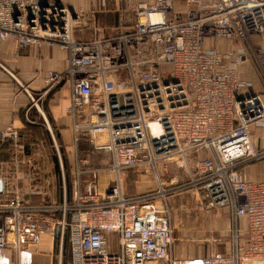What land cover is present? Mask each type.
I'll return each mask as SVG.
<instances>
[{
  "label": "built area",
  "instance_id": "1",
  "mask_svg": "<svg viewBox=\"0 0 264 264\" xmlns=\"http://www.w3.org/2000/svg\"><path fill=\"white\" fill-rule=\"evenodd\" d=\"M129 1L130 29L78 39L79 15L64 0H0V41L66 54L62 70L43 73L35 98L22 87L39 111L46 92L68 88L76 160L70 198L33 203L16 188L39 176L38 156L26 154L12 123L0 128V144L15 148L14 176L0 165V249L19 250L43 232L57 231L61 243L66 225L65 264H264V179L244 173L264 159L254 141L264 128V0ZM81 141L109 160L89 163L76 151ZM50 146L65 192L57 138ZM143 166L155 188L127 195L122 174ZM102 173H110L103 186ZM189 189L228 213L226 252L172 255L168 202Z\"/></svg>",
  "mask_w": 264,
  "mask_h": 264
},
{
  "label": "crops",
  "instance_id": "2",
  "mask_svg": "<svg viewBox=\"0 0 264 264\" xmlns=\"http://www.w3.org/2000/svg\"><path fill=\"white\" fill-rule=\"evenodd\" d=\"M64 1L73 15L79 8L89 12L93 8L91 14L94 13L95 17L91 18L87 26L79 25L81 23L79 17L73 18L72 34L75 38L86 39L93 35H108L132 27L131 18L127 19L126 24H123L124 20H121L123 14L120 10L123 0H106L103 5L99 0ZM81 27L84 29H80ZM66 63L65 52L56 47L42 45L39 48L27 47L17 50L11 42L0 41V128L7 123H12L18 129L19 138L26 146L28 145L25 142L26 138H43L44 149L35 151L36 156H41V161L36 164L40 168L39 176L32 180H20L16 188V191L33 203L58 202L67 197V189L63 192L61 188L59 164L56 161L58 167L55 166L52 158L55 152L49 142L50 138H57L56 131L60 142L69 148L73 147V137L70 119L63 110L68 103V88L65 85H58L46 92L39 111L33 106L22 86L30 91L33 90L34 93L42 90L44 88L43 73L47 69L62 70ZM258 130L260 131V128L256 129L259 133ZM258 136L257 134L255 144L258 147H264L260 145L262 139L257 138ZM46 138L49 142L45 140ZM82 142L86 143L84 141L80 143ZM0 146H3V149L5 144ZM79 152V155L84 156L82 151ZM33 153L26 148V154ZM4 154V152L0 153V165L4 163L2 159ZM11 168L13 171L7 173L14 176L13 163ZM244 173L251 180L264 179V161L248 165ZM41 174L43 177L44 175L49 177V185L46 184L45 179L39 178ZM39 186H44V192H35ZM60 257L61 243L57 231L43 232L35 240L26 242L19 250L10 247L0 249V264H59Z\"/></svg>",
  "mask_w": 264,
  "mask_h": 264
},
{
  "label": "rangeland",
  "instance_id": "3",
  "mask_svg": "<svg viewBox=\"0 0 264 264\" xmlns=\"http://www.w3.org/2000/svg\"><path fill=\"white\" fill-rule=\"evenodd\" d=\"M93 8L89 11L79 8L77 14L81 26H87V24L95 17L94 13L91 14ZM97 13V11H95ZM120 13H122L121 20H124L123 24L128 22V18L133 22V10L129 0H123ZM80 29H84L81 27ZM86 32V31H85ZM33 97L37 96V92L31 91ZM259 129V128H258ZM259 131V130H258ZM259 135L257 138H261L260 145L264 146V128H260L259 133L255 130L254 136ZM254 138V141H255ZM27 146L31 148L33 152L43 150V138H26ZM58 142V141H57ZM5 146H0V153L4 152L2 159L4 161L3 166L7 171L12 170V163L14 162V150L13 146L8 143H4ZM59 144V150L62 159L63 175L67 185L72 183L73 176L75 175V148H67L62 143ZM3 145V144H2ZM76 151L83 152V157L89 163L94 165L104 164L109 160V154L102 151H94L86 143H79ZM198 157V154H190L188 158L194 159ZM41 161L40 157L36 159V163ZM264 159L253 162L260 163ZM245 166V168L248 165ZM181 177L184 173L181 172ZM110 177V173H102L100 175V183L103 186L105 180ZM61 178V175H60ZM122 189L126 194H136L152 190L156 186L154 175L152 174L148 166L139 168H133L126 170L122 174ZM67 192V199L70 198ZM168 209L170 212L171 225L173 230V244L172 255L182 260H197L199 257L208 255L212 252H226L230 242V229L228 221V213L224 209H207L198 200V196L193 190H184L177 192L171 196L168 202ZM67 226L65 225L63 230L62 242H61V257L60 264H65L68 259V247L64 250V241L67 235ZM59 262V261H58Z\"/></svg>",
  "mask_w": 264,
  "mask_h": 264
},
{
  "label": "trees",
  "instance_id": "4",
  "mask_svg": "<svg viewBox=\"0 0 264 264\" xmlns=\"http://www.w3.org/2000/svg\"><path fill=\"white\" fill-rule=\"evenodd\" d=\"M55 136L57 137V141L61 144V142H60V139H59V136H58V133L55 131ZM48 138H46L45 140L46 141H48L47 140ZM49 142V141H48ZM47 142V143H48ZM50 143V142H49ZM61 146H62V144H61ZM52 158H53V160H54V162H55V166H57L58 167V165H56V155L54 154V155H52ZM66 189H67V192H68V194L70 195L71 194V184H69V185H67V187H66ZM70 197V196H69ZM65 237H66V240L64 241V250H66V248L68 247V242H67V235H65ZM68 254H69V251H68ZM69 256V255H68Z\"/></svg>",
  "mask_w": 264,
  "mask_h": 264
},
{
  "label": "water",
  "instance_id": "5",
  "mask_svg": "<svg viewBox=\"0 0 264 264\" xmlns=\"http://www.w3.org/2000/svg\"><path fill=\"white\" fill-rule=\"evenodd\" d=\"M0 189H1V180H0Z\"/></svg>",
  "mask_w": 264,
  "mask_h": 264
}]
</instances>
